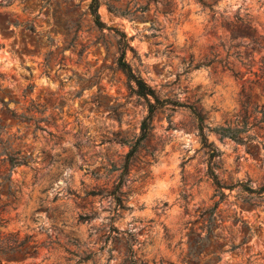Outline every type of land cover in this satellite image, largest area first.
Returning <instances> with one entry per match:
<instances>
[{
  "label": "rangeland",
  "instance_id": "374dc122",
  "mask_svg": "<svg viewBox=\"0 0 264 264\" xmlns=\"http://www.w3.org/2000/svg\"><path fill=\"white\" fill-rule=\"evenodd\" d=\"M202 2L98 0V29L90 0H0V232L36 243L2 264H129L130 245L143 264H264V199L236 187L264 185V0ZM120 33L157 97L203 117L224 197L188 109L157 110L136 146Z\"/></svg>",
  "mask_w": 264,
  "mask_h": 264
},
{
  "label": "trees",
  "instance_id": "16d2710c",
  "mask_svg": "<svg viewBox=\"0 0 264 264\" xmlns=\"http://www.w3.org/2000/svg\"><path fill=\"white\" fill-rule=\"evenodd\" d=\"M200 5L203 7H206V4L202 2V0H196ZM99 8L98 0H90V4L88 6V10L90 12L92 22L98 29H102L104 26L100 22L99 15L97 13V10ZM242 34L244 37H247L250 39V42L252 44H256V40L253 36L255 33L254 28H252L249 24H246L245 27L242 30ZM120 40L118 41L117 45V51L119 54V57L117 59L118 67L124 72L127 81L131 85V90L135 96H137L139 99H142L144 101L145 107H146V116L142 120L140 124V134L136 140V146L143 140H145L149 134V131L151 129V121L153 118L154 113L157 110H160L161 108H164L165 106L170 107H183L189 110L191 115L196 121V129L198 131V136L200 137V142L202 145V148L206 151V154L208 156V160L211 163L207 170V176L212 181L213 186L215 187L216 191L219 192V194L224 197L225 195L221 192L222 189H228L232 190L235 188V186H231L229 188H225L223 184L220 183L219 180H217L216 175L214 174V164L213 161L219 157V153L216 151L215 148H213L211 143L207 142L206 136L204 134L205 131L209 130L207 126L204 125L203 117L199 114V111L192 105L183 106L181 104L171 102L169 100H160L157 95L155 94V91L149 87L144 80L135 74L129 64L125 62V52L126 50H130L131 48L127 44V39L124 33L119 34ZM235 35H231V39H234ZM250 43V44H251ZM213 63V60L205 63H200L196 66V68L202 67V66H209ZM220 63V62H218ZM224 69H226L228 72L232 74V76L237 77L238 72H236L232 66V64L224 63ZM254 77L256 78V81L260 82L261 85V91L264 94V61H261V66L259 68V72L254 74ZM263 117L259 119L260 123H264V112H261ZM214 132L215 134L219 135L221 138H228L235 142H240L241 138L238 136V132L234 131L233 129H230L229 127L226 128H213L210 130ZM245 132V131H244ZM249 137V136H247ZM134 146V149L136 148ZM1 183H9L10 182V176L4 175L0 177ZM236 187H238L239 194L245 196V201H262L264 199V185H260L256 188H252L248 184H242L237 183ZM116 201L117 207L120 206V200L118 198H114ZM1 215V213H0ZM6 224V221L0 217V228H3ZM116 232V230H112ZM36 243L32 240L31 237H23L20 238L17 233H2L0 232V264L2 263H9L10 259L15 254L25 253L27 251H35ZM131 245L128 248L127 252V258L129 264H143L141 262H138V260H135L134 252L131 249Z\"/></svg>",
  "mask_w": 264,
  "mask_h": 264
}]
</instances>
